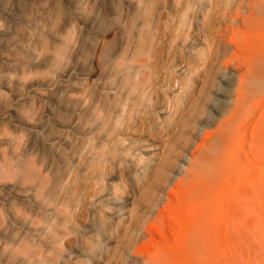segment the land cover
Masks as SVG:
<instances>
[{"label":"rangeland","instance_id":"1","mask_svg":"<svg viewBox=\"0 0 264 264\" xmlns=\"http://www.w3.org/2000/svg\"><path fill=\"white\" fill-rule=\"evenodd\" d=\"M263 36L264 0H0V264H176L199 156L262 132Z\"/></svg>","mask_w":264,"mask_h":264},{"label":"bare ground","instance_id":"2","mask_svg":"<svg viewBox=\"0 0 264 264\" xmlns=\"http://www.w3.org/2000/svg\"><path fill=\"white\" fill-rule=\"evenodd\" d=\"M261 40L251 43L249 49L257 54L260 64L249 70V83L255 86L251 95L259 101L251 100L248 107L260 108L262 132L252 137V158L241 156L245 139L228 129L199 156L194 173L212 175L216 181H210L208 197L178 202V210L169 216L177 248L172 255L176 264H187L186 246L193 245L201 250L195 264H250L251 253L242 248V243L250 237L264 236L260 228L264 223V36Z\"/></svg>","mask_w":264,"mask_h":264}]
</instances>
